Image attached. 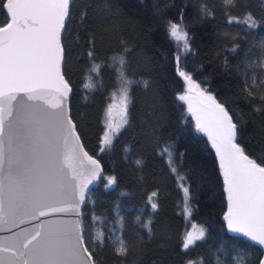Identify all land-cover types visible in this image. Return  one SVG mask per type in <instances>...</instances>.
I'll list each match as a JSON object with an SVG mask.
<instances>
[{
    "label": "trees",
    "instance_id": "obj_1",
    "mask_svg": "<svg viewBox=\"0 0 264 264\" xmlns=\"http://www.w3.org/2000/svg\"><path fill=\"white\" fill-rule=\"evenodd\" d=\"M228 7L226 11L222 0H74L70 5L62 33L63 74L72 86L69 114L86 151L102 169L80 207L87 226L85 243L96 264H199L200 257L204 264H215L217 254L224 264H232L238 253H247L251 264H258L263 254L259 246L230 232L221 216L227 201L216 152L207 136L196 131L185 102L176 99L184 88L178 76L181 69L229 111L246 153L257 162L264 158V101L260 91L251 96L244 91L246 74L249 83L252 75L258 81L264 77V67L258 66L264 58V0H235V7ZM5 12L0 8V25L8 21ZM249 13L257 24L252 29L243 23ZM229 17L241 22L229 23ZM168 21L182 22L188 48L169 38ZM89 51L102 65V85L89 72ZM121 54L127 76L141 83L131 86L128 124L101 152L105 109L116 90V70L108 65L112 56ZM88 83L95 87L85 88ZM165 145L172 146L176 173L168 156L160 154ZM177 174L185 180L178 181ZM111 177L116 182L108 185ZM181 183L189 189L187 195ZM152 192L157 193L155 210L146 206ZM185 200L192 223L206 230L204 240L187 251L182 238L186 230L192 231V224L186 223ZM117 213L124 220L122 236L128 247L124 255L116 253L118 245L109 239L113 229L119 230ZM94 214L103 223L98 221L93 230ZM149 220L151 235L143 227ZM90 231L103 232V246L92 244Z\"/></svg>",
    "mask_w": 264,
    "mask_h": 264
},
{
    "label": "snow or ice",
    "instance_id": "obj_2",
    "mask_svg": "<svg viewBox=\"0 0 264 264\" xmlns=\"http://www.w3.org/2000/svg\"><path fill=\"white\" fill-rule=\"evenodd\" d=\"M74 0H0V8L6 10L8 22L0 26V232H11L0 236V264H96L93 252L85 243V230L80 207L89 197V184L102 171L98 160L84 151L76 124L73 122L67 99L72 92L62 71L64 47L62 33L66 31L69 8ZM226 11L235 7V0H222ZM202 11L208 15L206 8ZM240 23L239 18L229 17V23ZM243 23L249 28L257 27L251 13ZM168 35L188 48V32L181 24L168 21ZM264 49V41L261 42ZM127 52V48H125ZM91 68L98 83L101 64L89 51ZM109 68H115L116 90L110 93L112 103L105 109V128L100 139V151L111 146L123 125L128 124L131 86L141 83L127 76V61L123 54L111 58ZM180 56H176L179 64ZM259 67H264V58ZM253 67L252 63L248 64ZM187 84L185 92L178 94V101L187 103V112L195 119V129L207 136L218 157L222 173L227 211L224 220L234 233L241 234L252 245H258L264 253V158L257 162L246 153L238 142V124L222 103L205 90L184 71H179ZM90 80L91 77H88ZM147 86V82H142ZM85 88H94L91 83ZM264 77L247 74L244 91L251 96L260 91L264 101ZM117 93L119 95H117ZM195 94V95H193ZM119 108L121 123L111 122V113ZM259 110V109H257ZM171 145H165L161 155H167L171 171L173 165ZM127 151V149H125ZM141 161L137 160L139 165ZM178 181L185 177L177 174ZM108 185L116 182L107 178ZM106 185V186H108ZM185 195L189 189L179 184ZM148 196L151 209L157 208ZM185 203L186 223H192V211ZM72 214L74 218H66ZM50 217L51 219H41ZM119 230L113 229L109 237L118 246L117 254L124 255L128 247L123 239V217L117 213ZM139 223L140 218L137 217ZM103 223L95 214L91 218L93 230L97 222ZM22 224L31 227L21 228ZM151 221L143 224L151 235ZM13 228L19 231H12ZM201 225L196 235L186 230L182 238V249L190 250L197 241L205 238ZM92 244H104V234L89 232ZM251 246V245H249ZM247 253L232 257V264H251ZM187 264H195L188 261ZM204 264V258H199ZM215 264H224L217 254ZM258 264H264V258Z\"/></svg>",
    "mask_w": 264,
    "mask_h": 264
},
{
    "label": "water",
    "instance_id": "obj_3",
    "mask_svg": "<svg viewBox=\"0 0 264 264\" xmlns=\"http://www.w3.org/2000/svg\"><path fill=\"white\" fill-rule=\"evenodd\" d=\"M8 22V21H7ZM6 22V23H7ZM5 23V24H6ZM4 24H2V25H0V26H3ZM61 67H62V71H63V64L61 65ZM66 79V78H65ZM71 86V85H70ZM71 88H72V86H71ZM193 95H195V94H193ZM70 96H71V93L69 94V97H68V99H67V107H68V109H69V104H70ZM74 123H75V121H73ZM76 124V123H75ZM76 131L79 133V131H78V128H77V126H76ZM79 136H80V134H79ZM80 140H81V142H82V139H81V136H80ZM82 144H83V142H82ZM83 148H84V151H86V149H85V147H84V144H83ZM215 150V149H214ZM87 152V151H86ZM88 153V152H87ZM89 154V153H88ZM90 156H92L91 154H89ZM217 156V155H216ZM94 159H96V157H94V156H92ZM217 159H218V157H217ZM97 160V159H96ZM101 173H102V171L100 172V175H101ZM222 174V173H221ZM100 175H99V177H100ZM98 177V178H99ZM98 178L97 179H95V180H93L92 181V183L91 184H89V186H91L92 184H94V183H96V181L98 180ZM88 186V187H89ZM80 211V210H79ZM227 211V206H226V210L223 212V214L221 215L223 218H224V214H225V212ZM66 218H68V219H72V218H74V216L72 215V214H68V216L66 217ZM41 219H51L50 217H44V218H41ZM20 227L21 228H28V227H31V225L30 224H22V225H20ZM226 227H227V222H226ZM227 229L230 231V232H232L228 227H227ZM12 231H19V229H17V228H13L12 229ZM232 233H234V232H232ZM234 234H238V233H234ZM9 235H11V232H0V236H9ZM238 235H241V234H238ZM261 258H264V253L262 254V256H261ZM260 258V259H261Z\"/></svg>",
    "mask_w": 264,
    "mask_h": 264
},
{
    "label": "rangeland",
    "instance_id": "obj_4",
    "mask_svg": "<svg viewBox=\"0 0 264 264\" xmlns=\"http://www.w3.org/2000/svg\"><path fill=\"white\" fill-rule=\"evenodd\" d=\"M179 71H183V70H179ZM183 79V78H182ZM184 81V80H183ZM196 82V81H195ZM186 89H187V84H186V82L184 81V88H183V90L182 91H180L179 92V94H181V93H183V92H185L186 91ZM208 93V92H207ZM117 95H119L118 93H117ZM110 103H112V100H110V102L108 103V104H110ZM107 104V105H108ZM185 104H186V108H187V103L185 102ZM107 107V106H106ZM106 119H109V117H106L105 116V118H104V128H105V120ZM110 119H111V122L115 125V124H120L122 121H121V115H120V111H119V108L117 107V108H114L113 110H112V113H111V117H110ZM103 132H104V130H103ZM102 135H103V133H102ZM102 137V136H101ZM192 229V232H193V235H196L197 234V231H198V229H199V227L196 225V229L194 230L193 228H191Z\"/></svg>",
    "mask_w": 264,
    "mask_h": 264
}]
</instances>
